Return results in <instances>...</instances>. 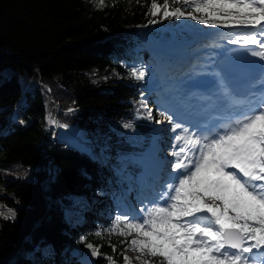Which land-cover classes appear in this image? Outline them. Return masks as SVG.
I'll list each match as a JSON object with an SVG mask.
<instances>
[{
    "label": "trees",
    "instance_id": "trees-1",
    "mask_svg": "<svg viewBox=\"0 0 264 264\" xmlns=\"http://www.w3.org/2000/svg\"><path fill=\"white\" fill-rule=\"evenodd\" d=\"M168 2L169 11L183 7ZM151 3L0 0V166L8 175L0 173V207L15 213L0 218V264H124L132 237L110 235V219L125 195L135 207L144 195L143 160L162 118L154 101L165 91L129 73L155 65L139 40L166 43L179 25L162 7L152 16ZM88 243L99 248L94 260Z\"/></svg>",
    "mask_w": 264,
    "mask_h": 264
},
{
    "label": "snow or ice",
    "instance_id": "snow-or-ice-1",
    "mask_svg": "<svg viewBox=\"0 0 264 264\" xmlns=\"http://www.w3.org/2000/svg\"><path fill=\"white\" fill-rule=\"evenodd\" d=\"M176 3L183 7L169 11L168 0L162 6L152 0L150 14L156 16L162 7L164 19L179 20L190 9L186 18L201 25L221 21L225 28L250 26L228 43L255 45L245 52L264 61V0H173ZM99 5L103 7L104 0H99ZM129 74L144 81L147 72L144 67H132ZM211 74L218 77L220 91L214 94L215 99L204 97L211 101L210 106L220 100L227 108L243 103L218 72ZM260 82L264 84V73ZM159 115L175 133L170 153L175 158V175L162 186L156 200L141 209L142 217L117 215L109 234L125 240L134 237L125 251L158 257L161 264H264V95L239 118L227 117V122L208 131L192 130L165 111ZM146 118H153L150 109ZM9 215L15 213H0L5 219ZM86 247L91 257L99 255V248L91 243ZM107 259L115 264L111 257ZM123 260L129 264V257Z\"/></svg>",
    "mask_w": 264,
    "mask_h": 264
},
{
    "label": "rangeland",
    "instance_id": "rangeland-1",
    "mask_svg": "<svg viewBox=\"0 0 264 264\" xmlns=\"http://www.w3.org/2000/svg\"><path fill=\"white\" fill-rule=\"evenodd\" d=\"M185 15L187 16V13H185ZM186 16L181 17L179 19V25L177 26L176 30L172 32V37L169 39V41L166 44H161V43H157L155 41L146 40V39H141L137 43L138 48L140 50L147 49V48L151 50L150 47L153 49L162 48L169 52H172L173 54L175 53L178 54L177 58L173 57L170 59L163 60L161 62L159 61L158 57L154 54L152 50L153 52L152 55L160 66V75L151 77V79L149 80V84H148V87H150V89H152V86L155 85L153 80L156 79L157 81L161 83H163L164 81L167 82V85H169L172 91L175 93L179 90L181 91V88L185 87V83L182 82V78L178 76H173L172 74L170 75L171 78L167 80L166 78H163V73L170 72V70H164V69L167 67L178 65L180 64V61H184V60L187 61L188 59H191L190 62L193 64L195 62H199L200 56L202 55L201 51L204 49V47L216 44V43H213V44L210 43L211 38L209 36V33H207L209 29H211L210 35H212L213 38L221 39L222 37L220 36V34L222 32L220 30L227 32L228 30H231V26H239V25H230L229 27L225 28L222 26L221 21H217L216 25H212L211 23L208 25H201L197 21H193V20H189V22H187ZM194 31H197V32L194 33ZM198 34H206L207 35L205 37L206 41H202V40L199 41V38L201 36H198ZM192 53H196L197 56L191 58ZM167 64H171V65H167ZM201 67H204V66H201ZM207 67L211 68V65H208ZM203 71L204 70L201 69V71H199L198 74L205 75V73H202ZM146 72H147V75L155 74L154 69L151 66V64H149V66L146 67ZM196 77H198V75ZM171 99L172 97L163 98L161 102H165V104L167 105L171 101H173ZM157 106L162 107V110L164 111L165 106H161L160 103H157ZM160 121H161L160 124H157V123L155 124V128L160 129V132H161L160 136L162 137V140H164L165 138L167 140L168 136L166 135H168L171 132V126L169 125L170 123L164 118H161ZM162 144H163L162 141L160 143L157 142L156 144L158 146L157 148H159V146H162ZM157 148L150 152V155L152 156V158L146 164V174L150 175V181L148 182L147 185L148 186L153 185V188H148V187L146 188L145 186L146 188L145 191L152 190L151 192H154V194H158L159 192L162 191V186L165 184L164 182L168 180L169 177L171 176V173L166 174L165 172H163V174H161L160 177H158L157 173L160 172L161 169L163 170L164 165L167 168H171V162H172V157L167 158V156L164 154V151H161V150H164L163 148L160 150H158ZM157 152L159 154H157ZM0 173L3 177L8 176L5 172V168L1 166H0ZM123 207H126V205L123 202L118 205V208H123ZM8 210H12L14 212L12 207L6 206L5 210H3V207H0V213L8 214ZM138 212L142 214L141 210H138ZM117 215H120L121 217L127 216L121 211H119L116 215L114 214L113 216H111L110 229L113 227V223ZM134 217L139 218L140 215L136 214ZM0 218L5 219L4 216H0ZM9 218H13V217L9 215ZM121 227H123V225H121ZM130 242H131V239L129 240L127 244L123 245L122 252L125 256L129 257L135 264H143V261H148V264H161V259L158 257H150V256H147L146 254L142 255L141 253H138L135 251H125V248H127L130 245ZM84 252H85L84 253L85 256L88 257L89 259L94 260L97 258V257H91L90 250L86 246H85ZM138 256L140 257V259H137Z\"/></svg>",
    "mask_w": 264,
    "mask_h": 264
},
{
    "label": "bare ground",
    "instance_id": "bare-ground-1",
    "mask_svg": "<svg viewBox=\"0 0 264 264\" xmlns=\"http://www.w3.org/2000/svg\"><path fill=\"white\" fill-rule=\"evenodd\" d=\"M249 29H250V26H248V28H246V27L243 26V25H239V26H237V28L235 29L234 35H237L238 33H239V34H242V33L246 32V31H248ZM212 30H213V29H212ZM220 31H221L223 34L226 33L225 31H222V30H220ZM195 32H197V31H194V33H195ZM210 32H211V29H209V30L207 31V33H209V36H210V38H211L210 41L213 42V43H219V42H220V39L213 38L212 35H210ZM230 32H232V30H228V31H227V33H230ZM198 36H201V37L199 38V41H201V40L206 41V39H205V37L207 36L206 34H198ZM258 38H259V37H258ZM225 44H228V43H225ZM200 57H201V56H200ZM187 78H189L188 83H189V82H195V81H196V80L190 78L189 76H188ZM185 87H186V85H185ZM163 172H165L166 174H169V173H170V168H167V167L164 165V166H163V170L161 169V171L157 173V176L160 177V175L163 174ZM1 187H2V186H1V184H0V188H1Z\"/></svg>",
    "mask_w": 264,
    "mask_h": 264
}]
</instances>
